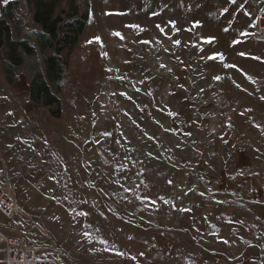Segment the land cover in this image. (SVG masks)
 <instances>
[{"label": "rangeland", "instance_id": "1", "mask_svg": "<svg viewBox=\"0 0 264 264\" xmlns=\"http://www.w3.org/2000/svg\"><path fill=\"white\" fill-rule=\"evenodd\" d=\"M8 1L34 54L9 82L0 49V166L29 219L0 228L67 264H264V0ZM73 3L89 18L55 116L29 94L51 54L33 15L70 23Z\"/></svg>", "mask_w": 264, "mask_h": 264}, {"label": "trees", "instance_id": "2", "mask_svg": "<svg viewBox=\"0 0 264 264\" xmlns=\"http://www.w3.org/2000/svg\"><path fill=\"white\" fill-rule=\"evenodd\" d=\"M15 3V1H8L4 4L2 9L4 17L13 18ZM51 8L49 6L48 11L42 12V16H40L39 11H36L33 15L36 24L41 26V31L34 32L33 36H35L40 48L50 50L51 54L43 59L47 81L42 75H35L29 85V94L34 102H41L42 105L48 108L55 106L56 109L53 113L58 116L60 102L52 92V89L56 92L60 90L64 79L67 58L72 53L73 47L89 17L87 12L78 15L76 5L73 3L72 12L66 16L71 18V22L61 24V18L52 17ZM4 46L8 50L5 60H3L6 79L9 82H16L14 70L21 65L22 54L32 56L34 49L26 40H13L10 35L9 25L6 20L2 19L0 21V49ZM64 52L65 59L62 57Z\"/></svg>", "mask_w": 264, "mask_h": 264}, {"label": "built area", "instance_id": "3", "mask_svg": "<svg viewBox=\"0 0 264 264\" xmlns=\"http://www.w3.org/2000/svg\"><path fill=\"white\" fill-rule=\"evenodd\" d=\"M254 19L251 41L264 48V3ZM0 215L5 219H22L24 214L17 206L7 170L0 166ZM29 217L25 215L23 222ZM0 245L3 248L4 264H60L46 244H37L26 236L8 234L0 228Z\"/></svg>", "mask_w": 264, "mask_h": 264}, {"label": "snow or ice", "instance_id": "4", "mask_svg": "<svg viewBox=\"0 0 264 264\" xmlns=\"http://www.w3.org/2000/svg\"><path fill=\"white\" fill-rule=\"evenodd\" d=\"M4 2L5 3H7L8 2V0H4ZM231 2L232 3H235V0H231ZM225 11H227V9H225ZM169 23H171L172 24V27L173 28H175V22H172V21H170ZM130 27H139V26H135V25H132V26H130ZM157 27L158 28H160V25H157ZM252 27H255V25L253 24L252 25ZM161 31L163 32V29L161 28ZM225 31H227V29H225ZM114 35H117V36H119L120 34L119 33H114ZM241 35H244V36H247V35H249V33H247V32H243V33H241ZM121 38H123V37H121ZM96 41H100V38L99 37H95L94 38ZM215 38L214 37H209V38H207L204 42L205 43H208V44H211L212 42H213V40H214ZM91 42V41H90ZM241 41H234L233 43L234 44H236V43H240ZM144 43H148V41H144ZM175 43L176 44H179V41H175ZM202 50V49H201ZM241 55H245L244 53H241ZM217 58H219L220 60H223L224 59V57H223V54L222 53H213V54H211V55H209L208 57H207V59H209V60H216ZM253 59H260L259 57H252ZM227 67H234L233 65H226ZM162 67H163V65H162ZM169 71H171V69H169ZM214 79H216V80H220L221 79V77L220 76H216V77H214ZM249 80H251V77H249ZM121 95H124V96H127V94L126 93H121ZM130 98V97H129ZM171 114V113H170ZM106 135H110V134H108V133H105ZM188 135H190V133L188 134ZM172 182L171 181H169V184H171ZM127 190V189H126ZM183 211H191L190 209H182ZM80 215H87V213H80ZM87 235V234H86ZM130 239H131V237H130ZM99 243H101V244H107V241H105V240H103V239H100L99 241H98ZM225 243H227V241H225ZM105 250H108L107 248L105 249ZM117 255H124L123 253H117ZM133 259H134V257H133Z\"/></svg>", "mask_w": 264, "mask_h": 264}, {"label": "crops", "instance_id": "5", "mask_svg": "<svg viewBox=\"0 0 264 264\" xmlns=\"http://www.w3.org/2000/svg\"><path fill=\"white\" fill-rule=\"evenodd\" d=\"M11 220H12V219H11ZM0 248H1V252H0V264H4V262H3V248H2L1 245H0ZM53 254H54V253H53ZM54 257H55V258H58L59 261H61L60 263H62V264H67L66 260H64V259H60L59 257H57V255H56V256L54 255Z\"/></svg>", "mask_w": 264, "mask_h": 264}, {"label": "bare ground", "instance_id": "6", "mask_svg": "<svg viewBox=\"0 0 264 264\" xmlns=\"http://www.w3.org/2000/svg\"><path fill=\"white\" fill-rule=\"evenodd\" d=\"M114 28L116 29V31H119L120 33H122V31H121V28H120V27H117V26H115Z\"/></svg>", "mask_w": 264, "mask_h": 264}]
</instances>
